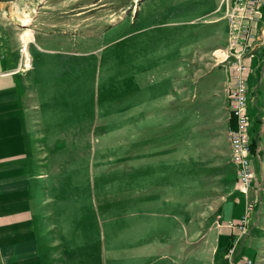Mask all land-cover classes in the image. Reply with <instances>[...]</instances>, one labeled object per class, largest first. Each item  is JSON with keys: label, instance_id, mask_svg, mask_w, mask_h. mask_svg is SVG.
Masks as SVG:
<instances>
[{"label": "rangeland", "instance_id": "374dc122", "mask_svg": "<svg viewBox=\"0 0 264 264\" xmlns=\"http://www.w3.org/2000/svg\"><path fill=\"white\" fill-rule=\"evenodd\" d=\"M220 3L0 2L1 50L40 116L48 194L64 199L49 208L85 246L74 264L87 250L95 264H227L229 245L240 264H264V24L243 57L255 143L244 195L227 137L231 73L216 53L228 46ZM223 228L237 232L216 250Z\"/></svg>", "mask_w": 264, "mask_h": 264}, {"label": "crops", "instance_id": "0c3cea01", "mask_svg": "<svg viewBox=\"0 0 264 264\" xmlns=\"http://www.w3.org/2000/svg\"><path fill=\"white\" fill-rule=\"evenodd\" d=\"M261 13L260 26L264 24V8ZM1 37L0 30V264H74V251L85 246L73 244L74 226H65L59 206L58 211L49 208L64 199L48 194L50 178L43 172L46 142L37 126L40 116L33 117L37 107L22 93L18 72L10 68V59L1 50ZM254 41L252 37V48ZM227 125L228 130L234 126L229 116ZM228 141L230 145L229 137ZM64 227L70 228L68 235ZM221 232L216 250L237 231L223 228ZM87 252L83 261L95 264L97 254Z\"/></svg>", "mask_w": 264, "mask_h": 264}, {"label": "built area", "instance_id": "2783aa9c", "mask_svg": "<svg viewBox=\"0 0 264 264\" xmlns=\"http://www.w3.org/2000/svg\"><path fill=\"white\" fill-rule=\"evenodd\" d=\"M224 8V16L229 23L228 46L225 50H218V56L225 68L230 69L231 77L228 81L229 95H227L228 110L230 111L234 126L227 132L230 137L231 162L236 166L237 184L239 189L247 195L253 186L254 173L251 159H247V141H250L249 119L243 104L245 100L244 74L247 66L243 57L252 43V27L261 17L264 0H221L220 8ZM264 35V33H262ZM264 38V37H262ZM241 49L239 53H236ZM249 209L246 210V215ZM245 218V217H244ZM234 226L230 223V226ZM237 225V224H236ZM243 229V227H239ZM237 246L229 245L225 253L227 264H240L237 262ZM247 260L241 264H246Z\"/></svg>", "mask_w": 264, "mask_h": 264}, {"label": "bare ground", "instance_id": "6f19581e", "mask_svg": "<svg viewBox=\"0 0 264 264\" xmlns=\"http://www.w3.org/2000/svg\"><path fill=\"white\" fill-rule=\"evenodd\" d=\"M21 22L23 23V25H26V26L28 25V23H30L28 20L21 21ZM263 33H264V31H263ZM216 53H217V51H216ZM246 95H247V87H246V84H245V100H246ZM243 111H245L246 114H247V104H243ZM250 145H251L250 141H247V155L250 154V150H251ZM247 264H252V263L249 262Z\"/></svg>", "mask_w": 264, "mask_h": 264}, {"label": "trees", "instance_id": "16d2710c", "mask_svg": "<svg viewBox=\"0 0 264 264\" xmlns=\"http://www.w3.org/2000/svg\"><path fill=\"white\" fill-rule=\"evenodd\" d=\"M4 1H8V0H0V2H4ZM250 147H251L252 152H254L255 151V143L253 141H252V144ZM251 150H250V153L252 154Z\"/></svg>", "mask_w": 264, "mask_h": 264}]
</instances>
